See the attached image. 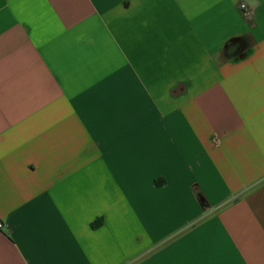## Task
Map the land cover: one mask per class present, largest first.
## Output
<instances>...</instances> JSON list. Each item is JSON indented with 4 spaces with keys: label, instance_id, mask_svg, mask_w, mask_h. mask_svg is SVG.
Segmentation results:
<instances>
[{
    "label": "crops",
    "instance_id": "1",
    "mask_svg": "<svg viewBox=\"0 0 264 264\" xmlns=\"http://www.w3.org/2000/svg\"><path fill=\"white\" fill-rule=\"evenodd\" d=\"M0 224V264H264V0H0Z\"/></svg>",
    "mask_w": 264,
    "mask_h": 264
},
{
    "label": "built area",
    "instance_id": "2",
    "mask_svg": "<svg viewBox=\"0 0 264 264\" xmlns=\"http://www.w3.org/2000/svg\"><path fill=\"white\" fill-rule=\"evenodd\" d=\"M242 9L246 10L245 5H242ZM0 228H2V224H0Z\"/></svg>",
    "mask_w": 264,
    "mask_h": 264
}]
</instances>
